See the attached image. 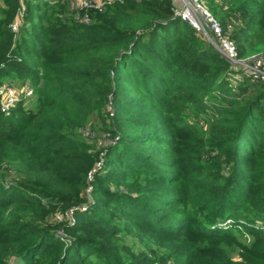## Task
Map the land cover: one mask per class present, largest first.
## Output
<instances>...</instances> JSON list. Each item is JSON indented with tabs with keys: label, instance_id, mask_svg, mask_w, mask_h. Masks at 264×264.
I'll return each mask as SVG.
<instances>
[{
	"label": "trees",
	"instance_id": "1",
	"mask_svg": "<svg viewBox=\"0 0 264 264\" xmlns=\"http://www.w3.org/2000/svg\"><path fill=\"white\" fill-rule=\"evenodd\" d=\"M202 1L264 55V0ZM20 7L0 0V85L34 88L0 110V264H264L263 82L173 0H25L15 34Z\"/></svg>",
	"mask_w": 264,
	"mask_h": 264
},
{
	"label": "built area",
	"instance_id": "2",
	"mask_svg": "<svg viewBox=\"0 0 264 264\" xmlns=\"http://www.w3.org/2000/svg\"><path fill=\"white\" fill-rule=\"evenodd\" d=\"M21 7L15 19L11 24V30L15 34L18 32L20 22L24 17V1L19 0ZM112 0H76L73 6L76 11L81 10H102L103 7ZM182 7L174 9V16L180 18L183 22L189 24L201 36L205 37L215 48L219 47L232 61L240 63L235 66L239 70L250 73L253 77L264 84V59L260 57H251L245 60L239 59L238 49L235 41L231 38L230 33H226L218 20L206 8L202 0H182ZM82 21L91 23L92 19L87 14L82 16ZM34 95V88L30 82L22 85L5 82L0 85V110L5 116H10L23 100H30ZM89 196V191L88 194ZM88 206L83 205L74 208L66 214L65 220L69 224L74 223V216L77 211L85 212ZM58 220L62 221L61 216Z\"/></svg>",
	"mask_w": 264,
	"mask_h": 264
},
{
	"label": "rangeland",
	"instance_id": "3",
	"mask_svg": "<svg viewBox=\"0 0 264 264\" xmlns=\"http://www.w3.org/2000/svg\"><path fill=\"white\" fill-rule=\"evenodd\" d=\"M71 4H74V2H75V4H76V0H68ZM182 0H173V8L174 9H180L181 7H182ZM174 13H175V10H174ZM233 84H235L234 82H233ZM263 230H264V225H262V226H260ZM250 241H251V238H250V236L249 235H246V237H245V239H244V244H246V245H248L249 243H250ZM230 253H231V255H232V257H234L236 260H239V254L241 253V250L240 251H235V250H231L230 251Z\"/></svg>",
	"mask_w": 264,
	"mask_h": 264
},
{
	"label": "water",
	"instance_id": "4",
	"mask_svg": "<svg viewBox=\"0 0 264 264\" xmlns=\"http://www.w3.org/2000/svg\"><path fill=\"white\" fill-rule=\"evenodd\" d=\"M231 64H233L234 66H239L240 63L238 62H234L232 61L219 47L216 48ZM257 57H260L262 59H264V55H259Z\"/></svg>",
	"mask_w": 264,
	"mask_h": 264
}]
</instances>
